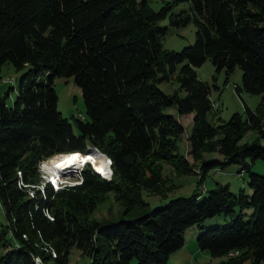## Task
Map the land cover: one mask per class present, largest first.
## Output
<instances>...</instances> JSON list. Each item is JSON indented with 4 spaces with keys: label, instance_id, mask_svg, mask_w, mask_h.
Returning <instances> with one entry per match:
<instances>
[{
    "label": "trees",
    "instance_id": "16d2710c",
    "mask_svg": "<svg viewBox=\"0 0 264 264\" xmlns=\"http://www.w3.org/2000/svg\"><path fill=\"white\" fill-rule=\"evenodd\" d=\"M161 1L155 9L148 0H0V71L6 61L28 66L12 102L6 94L13 86L0 95V264H70L72 245L90 256L88 264H131L133 257L135 264H167L192 224L199 246L221 256L206 264L264 262V172L251 168L256 156L264 158V95L255 107L244 101L243 111L209 120L210 84L195 70L206 59L227 75L238 66L235 90L264 93V0ZM181 1L187 7L175 11ZM166 17L175 26L193 21L194 41L164 48ZM177 63L183 94L160 87ZM55 76H72L81 87L83 116L70 120L58 109ZM166 106L193 112L192 160L177 143L184 125ZM249 129L255 136L240 141ZM88 143L110 156V177L86 163L80 182H45L29 193L42 158L79 154ZM229 162L247 171L250 192L216 181L205 193L195 188L146 208L142 188L165 195L170 187L165 163L177 173L198 167L201 181L208 168ZM109 189L122 214L91 217ZM218 213L228 216L224 223L203 224Z\"/></svg>",
    "mask_w": 264,
    "mask_h": 264
},
{
    "label": "rangeland",
    "instance_id": "374dc122",
    "mask_svg": "<svg viewBox=\"0 0 264 264\" xmlns=\"http://www.w3.org/2000/svg\"><path fill=\"white\" fill-rule=\"evenodd\" d=\"M148 2L155 9L159 8L162 4L161 0H148ZM187 5V1H181L178 2L173 9L175 11H179L182 8H186ZM160 23L167 26L164 35L161 37L162 45L166 49L179 50L181 47L193 42L195 39V25L193 21H189L185 25L175 26L170 25L168 17H166L162 19ZM27 67L28 66L25 65L21 69H15L10 61H6L2 64L0 71V95L7 91V89H9L8 87L13 86L6 94V100L9 103L12 102L15 96V87L18 78ZM179 67L180 63H177L175 71L170 78L160 83V87L164 91L172 92L173 90H177L180 94L184 93V90L179 87V82L175 78ZM195 70L199 79L208 81L210 84L209 96L212 99V107L206 112V116L209 120L216 121L218 116L226 119L234 110L243 111L244 101H246L251 107H255L262 95H264L263 93L247 92L244 90L238 93L235 90L234 86L241 81L242 71L238 66H235L232 72L227 75L224 69L216 70L213 63L209 59H206L202 64L195 66ZM54 87L58 96L57 106L63 115L72 120V114L82 116L85 114V103L81 87L75 83L72 76H55ZM216 102L217 104H214ZM164 109L173 113L184 125V130L177 136V143L179 150L184 152L186 156L192 160V156L189 152L188 140L192 115H188L186 112L179 113L174 106H166ZM261 114L262 119L264 120V109L261 111ZM73 128L75 131L77 130L75 125H73ZM254 136L255 132L249 129L240 138V141L252 139ZM260 141L264 143V137H261ZM87 146H91L92 148L96 145L88 143ZM99 150L100 153H105L102 149L99 148ZM206 156L220 157V154L217 151H208L206 152ZM45 158L43 160H46L48 157L46 159ZM88 163L92 166L90 162ZM164 165L165 173L170 175V178L168 179L170 187L166 190L165 195L150 192L146 188H142V195L146 200H148L146 208L163 203L169 197L174 195L189 194L195 188L199 191L201 190L202 193H205L207 192L205 188L213 186L216 181L228 182L230 189L234 191H237L241 187L246 191H251L248 184L247 171H239L238 169L240 164L237 162H229L224 166H219L220 164L211 166L207 169L201 181H199L198 167L197 169L189 172L177 173L172 166H170V164L165 163ZM251 168L257 172L263 173L264 158L256 156ZM40 180L41 175L38 182H40ZM123 208V202L115 197L113 189H109L105 191L104 196L97 201L95 207L90 211V216L97 219H115L122 214ZM225 217L228 218V216L223 213L207 216L204 218L203 224L209 226L216 223H224ZM198 233L199 227L197 224L188 226L183 231V244L169 253L167 257V264H206V262L210 259H219L221 256H211L207 249L199 246L197 240ZM89 259L90 256L86 253H82L77 246L72 245L70 247L68 253V261L70 264H88ZM135 263L136 259L133 257L131 259V264ZM244 264H250V260L246 259ZM261 264H264V262H261Z\"/></svg>",
    "mask_w": 264,
    "mask_h": 264
},
{
    "label": "built area",
    "instance_id": "2783aa9c",
    "mask_svg": "<svg viewBox=\"0 0 264 264\" xmlns=\"http://www.w3.org/2000/svg\"><path fill=\"white\" fill-rule=\"evenodd\" d=\"M214 104H217V102L214 103ZM92 149H93L92 151H97V152L100 153V150H99L98 147L93 146ZM73 151L77 152V150H73ZM79 151H85V150H79ZM55 153H62V151H58V152H55ZM104 154H105L104 156L106 158V162L108 163V168H107L106 171H102L101 169L96 167L92 161L86 160L85 162H82L81 164H79L77 166H73V169H72L71 172H65V171H67V169L66 170L64 169V172L63 171L60 172V170L58 171V169H56L55 171L53 170L52 172H47L42 167L43 159H41L39 161V163H38V168H39V171H40L41 180L38 183H29L28 184L29 187L27 188V190L29 191L30 194L33 195L34 194L33 193V186L34 185L35 186L37 185L39 188H41V190H43L45 182H50L53 185L54 188H57V187H59L61 185H64V184H72V183H75V182H80L82 180V174H81L82 168H83L84 164L88 163V162H90L92 164V167L96 171H98L101 175L106 176V177H110L111 176V172H112L111 158L106 153H104ZM59 173H61V174H59ZM66 174H68V175H66ZM22 183L24 184V182H22ZM36 260L37 261H41L38 256H36Z\"/></svg>",
    "mask_w": 264,
    "mask_h": 264
},
{
    "label": "bare ground",
    "instance_id": "6f19581e",
    "mask_svg": "<svg viewBox=\"0 0 264 264\" xmlns=\"http://www.w3.org/2000/svg\"><path fill=\"white\" fill-rule=\"evenodd\" d=\"M86 160L92 161L94 165L102 171H106L108 168V163L106 162L104 154L92 150H86L79 154L66 153L63 151L62 153H54V155L48 160H43L42 167L47 172H52L56 169H58V171L60 170V172L64 171V169H67L65 172H71L73 166H77Z\"/></svg>",
    "mask_w": 264,
    "mask_h": 264
},
{
    "label": "crops",
    "instance_id": "0c3cea01",
    "mask_svg": "<svg viewBox=\"0 0 264 264\" xmlns=\"http://www.w3.org/2000/svg\"><path fill=\"white\" fill-rule=\"evenodd\" d=\"M264 94V93H263ZM188 115H192L193 114V112L192 111H189V112H186ZM190 117V116H189ZM45 158V157H44ZM44 158H42V159H44Z\"/></svg>",
    "mask_w": 264,
    "mask_h": 264
},
{
    "label": "water",
    "instance_id": "95a60500",
    "mask_svg": "<svg viewBox=\"0 0 264 264\" xmlns=\"http://www.w3.org/2000/svg\"><path fill=\"white\" fill-rule=\"evenodd\" d=\"M89 149H92L91 146H87L84 150H89Z\"/></svg>",
    "mask_w": 264,
    "mask_h": 264
}]
</instances>
